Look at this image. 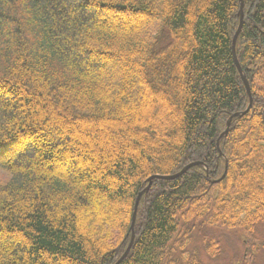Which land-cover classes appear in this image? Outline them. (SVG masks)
<instances>
[{
	"label": "trees",
	"instance_id": "obj_1",
	"mask_svg": "<svg viewBox=\"0 0 264 264\" xmlns=\"http://www.w3.org/2000/svg\"><path fill=\"white\" fill-rule=\"evenodd\" d=\"M240 6L0 0V151L28 133L36 141L32 167L25 157L26 164L11 163L12 149L0 157L8 175L0 182V264H116L148 178L197 162L203 166L176 178L153 179L118 264H205L200 249L217 261L229 235L243 249L230 262L258 264L264 0H243L233 53ZM90 12L91 19L81 17ZM78 54L93 67L79 65ZM42 126L60 151L47 149ZM99 127L111 128L109 136L94 132ZM70 129L87 142L103 141L69 139ZM61 159L72 174L53 167Z\"/></svg>",
	"mask_w": 264,
	"mask_h": 264
},
{
	"label": "rangeland",
	"instance_id": "obj_2",
	"mask_svg": "<svg viewBox=\"0 0 264 264\" xmlns=\"http://www.w3.org/2000/svg\"><path fill=\"white\" fill-rule=\"evenodd\" d=\"M81 17L84 18V19H91L92 14H91V12L90 13H85V14H82ZM77 60L79 61L78 62L79 65H82V64L83 65H87V67L89 69L91 67H93L91 64H88L87 62H85L86 56H82V55L78 54ZM258 82H260L261 85L264 84V74L262 76V80L261 81H258ZM154 102L156 103V101H154ZM17 119H19V118L17 117ZM77 123L78 124L79 123L80 124H84L83 122H77ZM47 126H48V124H47ZM48 130H49L48 127L42 126L41 129H40V131H39V133H38L39 137L41 138V137H45L46 136V138H43V139H44L45 145L47 146V149H50V151L51 150L52 151L53 150L54 151H60L61 150V147H62V145L60 144L61 142H57V141L53 140L51 138V135L50 134L47 135V133H48L47 131ZM111 130L112 129L111 128H108V127H99L97 129H95L94 132L99 133L101 136L102 135L109 136V133H110ZM68 131H69V137H68L69 139H76V140L81 141V143H86V144L88 143V145H91V143L92 144L93 143L98 144V142L103 141L102 138L97 137V138L92 139V140L89 139V142H87L88 140L86 139V137L78 135L76 133L75 129H72V130L70 129ZM48 137H49V139H48ZM34 142L36 143V141L33 138V136H32L31 133H28L26 135L21 136L20 140H18V143L16 144V146L13 147V149L10 148V147L9 148L8 147L6 148L7 150H9V149H12L13 150V153L7 155L6 157L11 161V163H19L21 165L26 164L25 161L23 160V158L25 157V158L28 159V162H27L28 167H32V162L33 161L32 162H30V161L32 159L31 156H33L34 153L30 150V147H31L30 146V143L32 145ZM114 146L118 147V145H114ZM6 149L5 150L3 149V151H7ZM114 149H115V147H114ZM3 151L2 150L0 151V157H2L1 154H2ZM25 152L27 154H25V156L24 155L21 156V154H23ZM35 155L36 154H34L33 158L36 157ZM95 156H96L95 154H91L90 155V157L91 158H94V159H95ZM95 162H97L96 159H95ZM53 167H55L57 169L59 168V169L64 170L68 175L69 174H72V172H74L73 171L74 169L72 168L70 161L69 160H66V159L65 160L64 159H61L60 161H53ZM96 168H97V166H96ZM97 169L100 172V169L99 168H97ZM7 177H8V175L6 174V172L4 170L0 169V182L2 180H5ZM212 182H215V181H212ZM194 242L195 243H192L191 244L189 250H192L193 248H195L199 244V243H196V241H194ZM221 250L223 252V255H222L221 259L220 260H217V261H214V260L212 261L211 259H209L206 256L204 250H201L200 249V250H198V253H200V258H201L202 262H204L205 264H209V263L210 264H227V263L230 262V255L232 254L233 250H235L236 253H240V251L242 252L243 249L234 240L233 236H230L229 235L225 239H222ZM227 258H229V259H227ZM223 261H225V262H223ZM234 262H235V260L231 261L229 264H232ZM257 263L258 264H264V256H261L260 255L258 257Z\"/></svg>",
	"mask_w": 264,
	"mask_h": 264
},
{
	"label": "water",
	"instance_id": "obj_3",
	"mask_svg": "<svg viewBox=\"0 0 264 264\" xmlns=\"http://www.w3.org/2000/svg\"><path fill=\"white\" fill-rule=\"evenodd\" d=\"M241 1V6H240V9H239V26H238V29L233 37V41H232V44H233V53H234V50H235V43H236V40H237V36L238 34L240 33V29H241V24H242V20H243V0H240ZM234 61L237 63L236 61V57L234 55ZM238 70H239V73L241 74V70L239 69L238 67ZM244 83H245V86H246V89H247V94H248V97H249V105H248V108L251 106V103H252V99H251V96H250V92H249V87L247 85V82L245 81L244 77H242ZM235 116V115H234ZM231 120H232V117L230 119H228L227 123H226V129L225 131L221 134L220 138L224 137L227 133V130L230 126V123H231ZM200 165V163H193V164H189L187 165L186 167H184L178 174L174 175V176H167V177H158V176H153V177H150L148 179V186H146L137 196L136 200H135V206H134V212H133V216H132V223H131V226H130V231H131V240L129 242V245L127 246L125 252L122 254V256L119 258V260L117 261L116 264H118L120 261H122L128 254L131 246H132V243H133V239H134V222H135V217H136V210H137V207H138V204H139V200L141 198V196L145 193L148 192L149 190V187H150V184H151V181L153 179H163V180H169V179H173V178H176L180 175H182L184 172H186L187 170H189L192 166H198ZM224 177V176H223ZM222 177V178H223ZM221 178V179H222ZM218 182V181H217Z\"/></svg>",
	"mask_w": 264,
	"mask_h": 264
},
{
	"label": "bare ground",
	"instance_id": "obj_4",
	"mask_svg": "<svg viewBox=\"0 0 264 264\" xmlns=\"http://www.w3.org/2000/svg\"><path fill=\"white\" fill-rule=\"evenodd\" d=\"M174 176V175H173ZM151 177H153V176H151ZM149 179V178H148ZM152 182H153V180L151 181V184H152ZM148 182H147V185L146 186H148ZM151 184H150V186H151ZM150 188V187H149ZM136 213H137V210H136ZM135 220H136V217H135ZM134 224H135V222H134Z\"/></svg>",
	"mask_w": 264,
	"mask_h": 264
}]
</instances>
